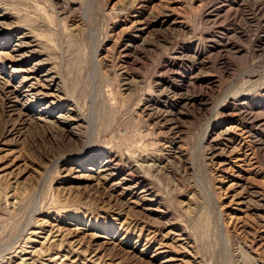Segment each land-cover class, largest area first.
<instances>
[{
    "label": "rangeland",
    "instance_id": "rangeland-1",
    "mask_svg": "<svg viewBox=\"0 0 264 264\" xmlns=\"http://www.w3.org/2000/svg\"><path fill=\"white\" fill-rule=\"evenodd\" d=\"M0 264H264V0H0Z\"/></svg>",
    "mask_w": 264,
    "mask_h": 264
},
{
    "label": "bare ground",
    "instance_id": "bare-ground-1",
    "mask_svg": "<svg viewBox=\"0 0 264 264\" xmlns=\"http://www.w3.org/2000/svg\"><path fill=\"white\" fill-rule=\"evenodd\" d=\"M133 2H135V0H131V3H133ZM108 165V163H106V164H104V165H102V167H105V166H107ZM109 166V165H108ZM110 168V167H109ZM108 168V169H109ZM104 170H107V168H105ZM112 174V173H111ZM107 176V175H106ZM125 190V189H124ZM138 194V193H137Z\"/></svg>",
    "mask_w": 264,
    "mask_h": 264
}]
</instances>
